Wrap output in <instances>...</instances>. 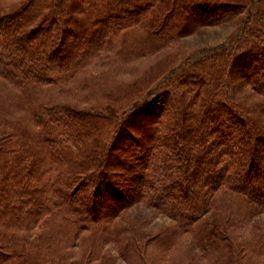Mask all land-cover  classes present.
<instances>
[{"label": "trees", "instance_id": "trees-1", "mask_svg": "<svg viewBox=\"0 0 264 264\" xmlns=\"http://www.w3.org/2000/svg\"><path fill=\"white\" fill-rule=\"evenodd\" d=\"M11 1L0 0V264H113L112 223L139 201L205 262L264 264V123L233 81L264 98V0ZM234 19L230 44L177 74L152 66L117 82L88 70L113 44L125 59L156 55ZM75 86L88 109L59 101ZM129 250L123 261L144 264Z\"/></svg>", "mask_w": 264, "mask_h": 264}, {"label": "rangeland", "instance_id": "rangeland-1", "mask_svg": "<svg viewBox=\"0 0 264 264\" xmlns=\"http://www.w3.org/2000/svg\"><path fill=\"white\" fill-rule=\"evenodd\" d=\"M19 0H13L10 3H18ZM255 8H253V11ZM245 15L241 17L244 19ZM240 20L234 19L229 23L221 25H206L200 27L196 32L180 38L172 42L166 49L156 55L142 54L143 56L135 59L128 57L124 58L121 54L120 42L113 44L105 50L97 58L91 66L100 71L108 69L114 76V81L117 82H131L139 77L142 73L152 66H159L166 70L165 75L176 72L182 68L191 67V64L198 60L202 53L212 49L220 48L224 45L230 44V40L238 33L240 29ZM140 34H142L140 32ZM134 47V46H133ZM132 48V47H131ZM148 51V50H146ZM125 54L129 52H124ZM131 59V60H129ZM162 76H158L155 82H162ZM112 78V79H113ZM82 81L84 77L80 78ZM235 85V93L237 98L250 108L253 113L252 116L264 123V98L257 96L252 90L243 83L240 75H235L233 78ZM89 79H85L88 83ZM70 95L62 97L59 101L69 103L79 108L88 109L92 103L88 101L90 96L87 88L73 87L70 90ZM159 94V93H158ZM158 94L151 96L149 103L157 114L164 112V98ZM65 96V95H64ZM137 119L135 122L134 131L135 136L133 142L139 141L140 129L147 126V120ZM146 118V117H145ZM153 118V116H152ZM132 127V128H133ZM132 136V137H133ZM131 137V138H132ZM132 144V143H131ZM118 152V153H117ZM118 155L123 156L122 151H116ZM257 226L264 229V216L257 217L254 220ZM252 224L251 227H253ZM113 229L116 231L119 239L118 248L114 244H110L104 249V254L111 256L113 264H129L121 258V252L127 247L137 255L140 254L144 264H166L169 261V255L175 264H209L201 257L200 252L195 251L191 239L188 235L176 231V222L168 215L156 211L154 208L148 206V202H137L135 206L126 209L121 215L112 223ZM170 249V251H168ZM170 253V254H169ZM73 256H76L73 252ZM193 259V261H192ZM76 259L74 260V262Z\"/></svg>", "mask_w": 264, "mask_h": 264}]
</instances>
